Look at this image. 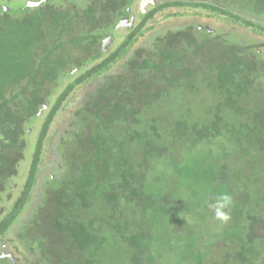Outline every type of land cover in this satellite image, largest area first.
Masks as SVG:
<instances>
[{"label": "trees", "instance_id": "1", "mask_svg": "<svg viewBox=\"0 0 264 264\" xmlns=\"http://www.w3.org/2000/svg\"><path fill=\"white\" fill-rule=\"evenodd\" d=\"M21 1L0 0V240L30 204L18 251L32 264H171L175 253L177 264H264L262 46L197 24L158 34L87 92L58 141L56 168L39 182L64 103L172 5L149 12L105 57L103 40L139 0ZM180 7L264 33V0ZM42 120L33 145L30 131ZM225 193L231 218L212 223L207 202ZM193 215L212 228L199 234ZM0 264L15 263L1 256Z\"/></svg>", "mask_w": 264, "mask_h": 264}, {"label": "rangeland", "instance_id": "2", "mask_svg": "<svg viewBox=\"0 0 264 264\" xmlns=\"http://www.w3.org/2000/svg\"><path fill=\"white\" fill-rule=\"evenodd\" d=\"M11 1H12L11 4L13 5V8L15 7V4L16 6H19L22 2L21 0H11ZM31 1L39 2V0H29L28 2H31ZM230 1L232 3V0ZM138 6H139V3H138ZM253 22L259 23V24L262 23L256 19H253ZM188 24H197L200 26L208 27V28H211L213 30H216V31H219L225 34H229L231 35V37L239 38L240 39L239 41L243 44L255 45V46L260 45L262 46V49H264V33L262 31H260L259 29H255V28L245 27L244 25L234 22L229 17L217 15L214 13L209 14V13L201 12V11L197 12L189 8L168 10L165 13H162L160 16L158 15L152 25L154 29L152 30L150 29L151 31L147 30L146 36L143 39L138 40V42H136L135 45L130 50L129 48H127L126 50L127 52L123 53L122 58L116 61V63H114L106 73H101L98 76L92 77L90 80H88L86 83L81 85L78 89H76L74 94L61 107V109L58 112V116L56 117V120L51 127V130L49 132V137L46 142L45 152L43 155V159H42L41 166H40V171L38 174L39 182H42L45 176L52 174L53 169L56 168L54 167V163L56 160V157H55L56 152H57L56 147L59 145L58 141H60V138L67 137L66 131L70 125V120L72 116L74 115V113L77 111L79 105L82 103L87 92L98 87V85L104 80L106 75L120 72L122 70L121 65L124 63L125 60L129 58V56L132 54L134 50L138 49L139 47L149 44L155 36H157L158 34H161L162 32H165L169 29L184 27ZM128 34L129 32H126V34L123 33V38L116 41V44L114 45V47H112L110 51L107 54H105L106 55L105 57L111 55L117 49V47L119 48V46L124 41V37L125 36L127 37ZM75 74L76 76L75 78L71 80L72 82L75 81V79H77L78 77V74L77 73ZM67 84H69V82H67ZM206 98L207 96H202L201 97L202 102L206 103L207 101ZM45 115L46 114H44L41 119H43ZM42 122L43 120L37 124L33 132L30 131L31 136L29 137V140H30V143H33V145L36 143L37 138L39 136ZM23 167H24V171L26 175L30 167L27 164H24ZM244 171L245 173H249L246 170ZM22 186H23V183L19 184V186L17 185L18 189H20ZM252 188L254 189L256 193H258L259 190L256 189L255 186H252ZM38 191H39V187L34 189L33 196L31 197L32 199L31 201L33 204L36 200V195ZM15 193L16 192H14V194ZM14 194H13V198H15L17 195V194L15 195ZM254 205L257 206L256 202H254ZM29 207H30V204L27 206L26 210L22 212L20 217L15 221V223L10 228V230L8 231V234L4 237V239L0 240V257L3 256L4 258H8V259L11 258L15 264H26V263L32 264L30 263V261H26L24 259L25 257H27L26 255L19 252V251L23 253L25 252L22 247L18 251L19 246H23V243H24L22 238L25 236L21 238L19 237L20 236L19 234H21L20 229L23 226V223L26 222L30 218L31 213H29L30 210L28 211ZM255 211L259 213L262 211V209L256 207ZM190 217H192L193 220L197 222L196 225H197L199 234L202 233L204 229H208L209 226L211 225L210 219H207L205 222H202L203 217H197V216L195 217L194 215ZM148 220L150 223L149 215H148ZM219 222L220 221H217L215 219L212 221V223H215V224ZM190 223H193V222L191 221ZM210 228L212 227L210 226ZM165 231H167V229L165 228H155L154 229V232L157 235L164 234ZM106 248L107 250H112V252L114 250H117V246L111 247L110 244ZM178 256H179L178 253H175L172 256L174 259V262L171 260V264H177L179 260ZM61 257H63V255H61ZM106 259L107 258H105V260ZM163 259L164 260H159L157 264H165L167 262V259L166 257H164ZM37 261L38 260L36 259L34 260V262H37ZM118 261L120 264H123V263H127V261L129 262L130 260L128 258H119ZM109 263H111V260Z\"/></svg>", "mask_w": 264, "mask_h": 264}, {"label": "flooded vegetation", "instance_id": "3", "mask_svg": "<svg viewBox=\"0 0 264 264\" xmlns=\"http://www.w3.org/2000/svg\"><path fill=\"white\" fill-rule=\"evenodd\" d=\"M199 1L208 2V0L207 1H205V0H139L130 9H128L127 16H124V18L121 19V21L118 25V28H117L118 30L116 31L115 35L114 34L108 35L103 40L102 48L105 51L104 53L107 54L110 51V49L116 44V41L123 38V33L126 34V32H129L128 35L130 36V34L132 32H136V30L138 29V27L140 26V24L144 20L145 16L149 12H151L153 10L156 11L158 9H161L163 6L172 5V6L167 7L164 11L157 12V14L155 15V17L153 19L155 21V19L157 18L158 15L160 16L162 13H165L168 10L184 8V7H180L183 3L184 4H192V3H198ZM138 3H139V6H138ZM188 8L189 7H187V9ZM189 9H192V8H189ZM192 10H194V9H192ZM195 11L198 12L199 10H195ZM201 12H205V11L202 10ZM199 27L201 30L204 29L203 26H199ZM207 29L209 30L210 34H212L215 31V30L208 28V27H207ZM139 32L140 33L138 35H136L135 38H133L134 41L138 42V40H141L144 38V37H141V30ZM128 35H127V37H128ZM127 37L126 36L124 37L123 43L125 42ZM152 41H153V39H152ZM123 43L121 45H123Z\"/></svg>", "mask_w": 264, "mask_h": 264}, {"label": "clouds", "instance_id": "4", "mask_svg": "<svg viewBox=\"0 0 264 264\" xmlns=\"http://www.w3.org/2000/svg\"><path fill=\"white\" fill-rule=\"evenodd\" d=\"M232 205V197L226 193L214 197L211 202H207V207L214 213V219L224 223L231 218L230 210Z\"/></svg>", "mask_w": 264, "mask_h": 264}, {"label": "water", "instance_id": "5", "mask_svg": "<svg viewBox=\"0 0 264 264\" xmlns=\"http://www.w3.org/2000/svg\"><path fill=\"white\" fill-rule=\"evenodd\" d=\"M42 3L41 2H34V1H31V2H28V6L30 7H35V6H39L40 4ZM121 26V25H120ZM123 26V25H122Z\"/></svg>", "mask_w": 264, "mask_h": 264}]
</instances>
